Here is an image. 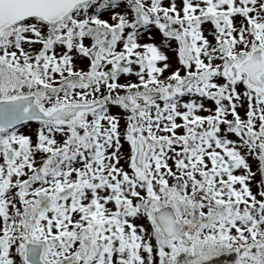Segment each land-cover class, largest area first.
Instances as JSON below:
<instances>
[{"label":"snow or ice","instance_id":"1","mask_svg":"<svg viewBox=\"0 0 264 264\" xmlns=\"http://www.w3.org/2000/svg\"><path fill=\"white\" fill-rule=\"evenodd\" d=\"M0 264H264V0H0Z\"/></svg>","mask_w":264,"mask_h":264}]
</instances>
